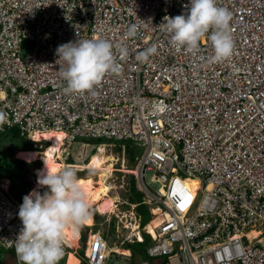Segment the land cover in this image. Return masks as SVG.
I'll use <instances>...</instances> for the list:
<instances>
[{
    "label": "built area",
    "instance_id": "2783aa9c",
    "mask_svg": "<svg viewBox=\"0 0 264 264\" xmlns=\"http://www.w3.org/2000/svg\"><path fill=\"white\" fill-rule=\"evenodd\" d=\"M217 3L232 13L234 42L221 62L206 37L189 53L159 26L187 14L190 0H0V135L17 128L35 149L61 134L66 145L104 139L139 150L130 178L150 219L142 225L138 204L126 206L109 239L124 247L146 235L147 246L132 254L88 230L82 255L63 240L59 264L71 253L78 264H264V0ZM92 38L112 43L121 71L66 93L57 48ZM8 187L0 183V249L20 264L22 203Z\"/></svg>",
    "mask_w": 264,
    "mask_h": 264
},
{
    "label": "clouds",
    "instance_id": "9594fccd",
    "mask_svg": "<svg viewBox=\"0 0 264 264\" xmlns=\"http://www.w3.org/2000/svg\"><path fill=\"white\" fill-rule=\"evenodd\" d=\"M185 7L190 9L187 14L166 15L159 25L170 35L171 42L194 53L199 51L200 41L206 37L214 49L216 62L230 58L234 49L231 11L218 6L217 0H190V5ZM136 35L137 29L133 25L126 36ZM156 51L153 44L137 58L144 62ZM121 52L126 49L121 47ZM57 55L66 65L59 69L66 81V93L89 92L107 73L121 71L114 58L112 43L104 38L62 44L57 48ZM7 122V114L0 111V127ZM37 185L46 186L48 190L43 195L33 190L23 197L18 212L23 227L15 241V253L20 264H59L65 254L64 229L69 225L84 224L90 219L91 211L74 167L49 169L45 163V169L38 174Z\"/></svg>",
    "mask_w": 264,
    "mask_h": 264
},
{
    "label": "rangeland",
    "instance_id": "374dc122",
    "mask_svg": "<svg viewBox=\"0 0 264 264\" xmlns=\"http://www.w3.org/2000/svg\"><path fill=\"white\" fill-rule=\"evenodd\" d=\"M8 138H9L8 133L4 134L3 137L0 135V167H4V168H6L4 166V165H6V160H7V159H5V157H7V153H8L6 148H5V145L8 141ZM86 140H90V139H77L76 141L70 143L69 145L62 143L59 158L57 159V161L61 165V169L64 166L62 163H66V162L84 163L87 160V158L89 157V154L91 152H93V153L96 152L94 141L92 140V142H91V141H86ZM102 141H104V143H105V144H103V146H101V149L104 150V154L106 156H110V157L112 156L115 159V162H114L115 163V165H114L115 170H114L112 177L109 179L108 183H111L115 186V189H113L109 192V196L116 201V205H118V210L115 212V214H100V212L98 211V202L91 203L89 206L90 211H91L90 219L94 222V226L90 229L89 228L83 229L80 225L76 226V228L78 229V232L81 234L82 240H85V235L88 233V230H90L91 232H96L97 230H100V228H101L102 230H104V232H106V230L111 228L112 232H113L115 224L118 223V217L116 215H120V214H118V212H122V211L124 212L125 210H127L128 207H126V206H129V205H125V204L123 205V202L128 201V197H130L132 195L130 192V181H131L130 180V177H131L130 169H131L132 164L127 160V158L124 156V154L118 152L116 144L112 143V142L116 143L117 141H114V140L109 141V140H104V139H102ZM127 143H129V142L127 141ZM42 145L45 146V144H42ZM41 148H42V146L38 145V147L34 151L41 154L42 152H44L46 150L47 146L44 149H42V151H41ZM135 150H137L139 152V150L137 148ZM17 155H18V153L15 152L13 155V158L21 160L23 163H26V164L31 163V162H27V161H24L22 159H19L17 157ZM99 155H101L100 151H99ZM38 161L40 162V165H42L41 159L40 160L38 159ZM73 167L77 170V176L78 177L81 176L82 178H84V177L92 176V177H94V179H97V177H98L99 173L97 171L88 170V169H86V167L85 168H78L76 166H73ZM29 169H30V174L27 178L32 183V189L30 191V192H32L33 190L36 191L42 187H39L37 185L35 169H33L32 166L29 167ZM0 170H2V168H0ZM190 179H194V178H190ZM3 181H6V180L0 179L1 184H3ZM8 188H9L8 191L11 194V192H10L11 189H10V187H8ZM39 193L42 194V192H39ZM93 211H95V213L96 212L98 213V218L96 221L93 220V215H92ZM138 214L141 216L142 224H145L148 221V219L150 218V216H149V214H147V212H142V213H138ZM106 218L109 219V221H110L109 224H108L107 220L104 221V219H106ZM101 222H103L102 227H99V224ZM85 226H87V225H85ZM111 236H113L112 233H111ZM78 239H79V241L77 240V245L75 247H71L72 248L71 250H73L77 253H80V251H83L84 243L80 240V237ZM121 239H122V237H120L118 241H120ZM148 243H149V239L147 237H145L144 246H141V245H135V246L125 245L123 247V246H118L117 244L114 245L113 241H111L109 243V245L112 247H118L119 249L128 248L129 251L132 254H134L135 251H139L141 249H144ZM6 252H8V251H6Z\"/></svg>",
    "mask_w": 264,
    "mask_h": 264
},
{
    "label": "bare ground",
    "instance_id": "6f19581e",
    "mask_svg": "<svg viewBox=\"0 0 264 264\" xmlns=\"http://www.w3.org/2000/svg\"><path fill=\"white\" fill-rule=\"evenodd\" d=\"M62 135L61 134H54L50 137V143L46 150L41 154L37 153L36 151H28V152H18L17 157L27 162H34L38 159L42 161L41 167L35 170L36 179L38 178V174L45 169V163L49 169H61L60 163L57 161L59 158L61 145H62ZM101 155L98 157H94L90 160V162L85 166L88 170L97 171L98 177L94 179L92 176L79 178V183L81 184L87 202L90 206L93 202H98V211L100 214H115L118 210V205H116V201L109 196V192L115 189V186L111 183H108L109 179L112 177L114 170H115V159L111 156H106L104 154V150H100ZM9 182L3 181V184L8 186ZM2 184V185H3ZM98 188H97V187ZM187 186L191 189V191L195 190L197 187L196 182H188ZM6 188L5 186H3ZM133 206L128 201H124L123 205ZM98 215V213L96 212ZM153 225L150 226L155 228L159 225L161 218L157 217L153 219ZM152 222V221H151ZM87 226H92L94 222L91 219H88L85 223ZM79 238L78 229L75 225H69L64 229V240L68 244L69 247H75L77 245V240ZM69 258L71 259L69 262ZM78 264L77 259L71 253L68 257L67 264Z\"/></svg>",
    "mask_w": 264,
    "mask_h": 264
},
{
    "label": "trees",
    "instance_id": "16d2710c",
    "mask_svg": "<svg viewBox=\"0 0 264 264\" xmlns=\"http://www.w3.org/2000/svg\"><path fill=\"white\" fill-rule=\"evenodd\" d=\"M8 133L9 138L8 141L5 145V148L7 150V157H5L6 160V165H4L6 168L4 167H0L2 168V170H0V179H6L9 181V187L11 189V196L18 202V203H23V197L27 194H29V192L32 189V183L30 182V180H28V176L30 174V169L29 167H33V169H38L39 167H41L40 162L37 160L35 162H32L30 164H26L23 163L21 160L15 159L13 158V155L15 152H28V151H34L33 149V142L25 139L23 137L20 136V132L17 128H11L8 131H6L5 133L1 134V136L3 137L4 134ZM86 141H91L92 140H86ZM94 144H95V153L91 152L89 154V157L87 158V160L84 163H77V162H66L64 163L66 166L67 165H71L76 166L78 168H85V166L90 162L91 159H93L94 157H98L100 156L98 153V149L103 146L104 141H102V139H98V140H93ZM90 142V143H91ZM126 141H117L112 142L114 144H116L117 146V150L118 152L124 154V156L127 158V160L132 164L136 157L138 156L139 152L137 150H135L136 148L130 144V143H125ZM47 146L48 144L45 143ZM44 148V146H43ZM42 148V149H43ZM41 149V151H42ZM65 166V167H66ZM81 178V176L78 177V179ZM130 192H131V196L128 197V200L131 204H138L136 207V212L137 213H142V212H147V214H149L150 216V212L147 208L146 205L142 204V196L141 194L136 190V187L134 186L132 179L130 178ZM47 187H42L36 191L38 192H42L41 195H43V193L45 191H47ZM150 219V218H149ZM148 219V220H149ZM153 220L151 222V225L153 226ZM147 223V222H146ZM145 223V224H146ZM142 224V225H145ZM77 226V225H75ZM83 229H86L88 227H85L84 224L80 225ZM112 233V229L109 228L108 230H106V232L104 233L106 240H108L110 242L109 236ZM145 237L148 238V236L145 235ZM80 240L84 243L85 240H82L81 238V234H80ZM145 243V240H144ZM144 243L140 244V243H134L128 246H135V245H141L144 246ZM0 249V264H6L5 262V258H9L10 262L12 261L11 257V253L10 252H6L4 250ZM142 250V249H141ZM139 250V251H141ZM136 252V251H135ZM134 252V253H135ZM80 254H83V251H80Z\"/></svg>",
    "mask_w": 264,
    "mask_h": 264
},
{
    "label": "crops",
    "instance_id": "0c3cea01",
    "mask_svg": "<svg viewBox=\"0 0 264 264\" xmlns=\"http://www.w3.org/2000/svg\"><path fill=\"white\" fill-rule=\"evenodd\" d=\"M18 153V152H17ZM64 166H63V168L66 166L64 163H62ZM67 166H71V165H67ZM6 180V179H5ZM6 182H9L8 180H6ZM4 185V184H3ZM9 185V184H8ZM5 187H8V186H6V185H4ZM76 227V226H75ZM79 237H80V233H79ZM85 242V241H84ZM70 258H69V262H70ZM74 264H76V262L74 261Z\"/></svg>",
    "mask_w": 264,
    "mask_h": 264
},
{
    "label": "water",
    "instance_id": "95a60500",
    "mask_svg": "<svg viewBox=\"0 0 264 264\" xmlns=\"http://www.w3.org/2000/svg\"><path fill=\"white\" fill-rule=\"evenodd\" d=\"M93 220L96 221L98 218V215L95 213V211L92 212Z\"/></svg>",
    "mask_w": 264,
    "mask_h": 264
}]
</instances>
